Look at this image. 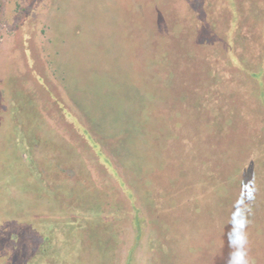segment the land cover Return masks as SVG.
I'll list each match as a JSON object with an SVG mask.
<instances>
[{
    "label": "rangeland",
    "instance_id": "obj_1",
    "mask_svg": "<svg viewBox=\"0 0 264 264\" xmlns=\"http://www.w3.org/2000/svg\"><path fill=\"white\" fill-rule=\"evenodd\" d=\"M236 1V32L220 0L1 1L0 254L264 264V0Z\"/></svg>",
    "mask_w": 264,
    "mask_h": 264
},
{
    "label": "trees",
    "instance_id": "obj_2",
    "mask_svg": "<svg viewBox=\"0 0 264 264\" xmlns=\"http://www.w3.org/2000/svg\"><path fill=\"white\" fill-rule=\"evenodd\" d=\"M1 1L2 0H0V4H1ZM220 1H222L224 3L220 2L218 5V9H221V4L224 5L223 7H225V6L227 7L228 13H229L228 25L230 26V29L232 31H234V32L238 31L240 23L244 20V18L242 17L243 11H247V13H248L250 8H247V4L245 5V3H244L242 5V3H240V1H236V0H233V3L231 1L227 2V0H220ZM254 8H255V10H258V5H255ZM259 10L261 11L260 8H259ZM244 14H245V12H244ZM261 14L262 13H259L257 15V13H256L255 17L258 18V16H260ZM40 32H41V34H44V35L46 34L45 30H42ZM49 32H50V34L48 35V39L46 40V42L48 45L47 48L51 49L52 48L51 47L52 40L54 39V37H56V35L54 34L55 32L53 33L50 30H49ZM46 51H47V49L43 50V53L44 54L51 53V52L53 53V54H51V57L57 56L59 54V49L57 51H54V50H48L49 52H46ZM230 52H231V50H230ZM48 63L50 64V60H48ZM51 66H53L52 63H51ZM4 168L9 169L8 166H4ZM7 174H8V172H7ZM109 214H112V211H110ZM80 215H82V214H80ZM82 217L83 216H81V218ZM56 225H55V227H56ZM47 227L51 231V228H50L51 225H47ZM17 228L23 229L22 226H19V227L17 226ZM54 230H55V228H54ZM60 235H62V234H60ZM15 236H16V238H19L18 234L16 235V231L10 233L9 237H10V241H12L11 245H10L11 247H6L5 250L2 251V254H0V263L9 264V263H12V261L13 262L16 261L15 264H58L60 253L56 252L57 244H56V241L52 238V236H50V233L45 235L46 236L45 242H47V246L49 245L48 247H50V248H47V246L45 247V245H44L43 249L41 250V244L38 243L39 249L37 250V248H36L34 253L31 254L32 256H30V254L28 252L24 251L25 250L24 247L23 248L21 247V249L18 250V247H19L18 241H19V239H22V237L19 238L18 240H16ZM78 244H80V243L78 242ZM78 247H79V245H78ZM53 249H54V251H53ZM54 258H56V259H54Z\"/></svg>",
    "mask_w": 264,
    "mask_h": 264
}]
</instances>
